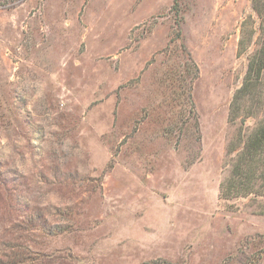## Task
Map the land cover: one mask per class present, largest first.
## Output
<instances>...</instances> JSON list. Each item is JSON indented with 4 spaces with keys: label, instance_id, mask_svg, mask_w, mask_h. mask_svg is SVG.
<instances>
[{
    "label": "rangeland",
    "instance_id": "obj_1",
    "mask_svg": "<svg viewBox=\"0 0 264 264\" xmlns=\"http://www.w3.org/2000/svg\"><path fill=\"white\" fill-rule=\"evenodd\" d=\"M172 39L187 106L163 97ZM263 44L264 0H0V264H264V172L225 196Z\"/></svg>",
    "mask_w": 264,
    "mask_h": 264
},
{
    "label": "trees",
    "instance_id": "obj_2",
    "mask_svg": "<svg viewBox=\"0 0 264 264\" xmlns=\"http://www.w3.org/2000/svg\"><path fill=\"white\" fill-rule=\"evenodd\" d=\"M175 6H177L176 1ZM176 41V39L170 40L163 51L164 70L161 77L163 97L169 98L167 102L174 100L185 103L189 102L190 97L192 98L190 84L198 77L199 69L186 44L183 42L177 47ZM249 60L248 73L242 87L238 90L237 97H240L242 93L256 90L257 84H261L264 70V44ZM179 121L175 122L179 123ZM174 126L176 127V124ZM182 130L181 126L179 132ZM244 149L232 174L227 179L225 196L234 192L246 195L255 190L257 178L264 172V120L248 137ZM222 193L224 194L223 189Z\"/></svg>",
    "mask_w": 264,
    "mask_h": 264
}]
</instances>
